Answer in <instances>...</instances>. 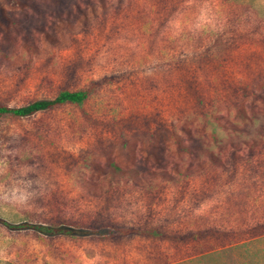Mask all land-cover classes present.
Wrapping results in <instances>:
<instances>
[{
    "label": "rangeland",
    "instance_id": "rangeland-1",
    "mask_svg": "<svg viewBox=\"0 0 264 264\" xmlns=\"http://www.w3.org/2000/svg\"><path fill=\"white\" fill-rule=\"evenodd\" d=\"M28 2L0 0V104L97 87L83 106L0 119V264H264V0ZM86 162L146 181L111 185ZM51 224L69 232L35 228Z\"/></svg>",
    "mask_w": 264,
    "mask_h": 264
},
{
    "label": "trees",
    "instance_id": "trees-1",
    "mask_svg": "<svg viewBox=\"0 0 264 264\" xmlns=\"http://www.w3.org/2000/svg\"><path fill=\"white\" fill-rule=\"evenodd\" d=\"M5 2L9 3L10 5H18L21 7H27L29 6L28 0H24L23 2L20 0H5ZM47 40L51 43H53V38H51L49 35H47ZM28 52H30V48H27ZM97 83L92 84L89 88L71 91V90H63L61 91L54 99L50 100H41V101H34L26 106L23 107H10L7 105L0 104V119L1 118H15V119H29L32 118L38 114L45 113L48 111H53L56 109H60L62 107L68 106V105H75V106H83L85 103H87L91 97L93 96L94 92L96 91ZM183 132L187 133L191 136L190 130L188 128H183ZM192 139V136H191ZM178 151L180 153L190 154L194 155L199 150L198 145L194 146H185L182 144V142L178 141ZM123 149L127 152L129 151V144L126 142H123ZM208 157L211 163H213L216 167L224 169V166L222 164L221 158L216 156L213 153L208 152ZM155 160L159 163L160 157L157 156V154H154ZM86 167L89 169L90 172L95 174L97 177L104 176V178L109 184L113 185L114 183H133L136 187H142L144 182L146 180L141 178V175L139 176L138 169H123L116 163H111L109 166V169L103 168L102 166L98 165L95 162H86ZM198 167L201 169V166L198 165ZM186 168V167H185ZM192 166H188L185 170H183L181 167L176 168V172L179 173V176H193L191 173ZM174 176H171L170 179H165L168 181H175L177 178H172ZM85 185H87L90 192L96 191V184L95 182L87 181L84 182ZM28 228L30 226H27ZM91 228L96 229V231H102L105 227H111L114 228L118 235L116 237H134V236H140L149 240H165L168 239L169 236L162 230L161 227H151L149 229L132 226V227H125L122 226L119 223H106L104 224L102 221L94 220L91 225ZM38 231H40L43 234H58V233H65L69 232L65 228H59L57 224H51V226H37L35 227ZM210 230L206 231H199V232H191L188 233V237L192 238V240H200L203 239L204 236H208Z\"/></svg>",
    "mask_w": 264,
    "mask_h": 264
}]
</instances>
